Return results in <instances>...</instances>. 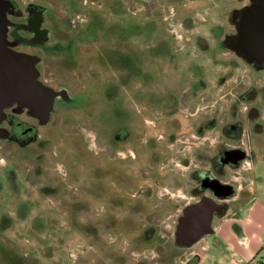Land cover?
<instances>
[{"label": "rangeland", "instance_id": "374dc122", "mask_svg": "<svg viewBox=\"0 0 264 264\" xmlns=\"http://www.w3.org/2000/svg\"><path fill=\"white\" fill-rule=\"evenodd\" d=\"M7 1L11 45L39 56V80L61 94L45 124L0 122L35 128L0 137V264L152 263L174 219L153 208L163 167L173 155L192 173L230 141L219 108L262 142L251 160L264 179V70L251 71L237 36L248 0ZM28 8L42 9L46 37L27 28ZM251 84L260 91L243 100ZM187 92L197 100L183 103ZM200 124L207 151L194 147L205 148Z\"/></svg>", "mask_w": 264, "mask_h": 264}, {"label": "crops", "instance_id": "0c3cea01", "mask_svg": "<svg viewBox=\"0 0 264 264\" xmlns=\"http://www.w3.org/2000/svg\"><path fill=\"white\" fill-rule=\"evenodd\" d=\"M192 97L190 93L183 95L182 102L197 100ZM224 113L225 109L217 110L219 115ZM229 118V121L239 120L237 115ZM210 130L208 126L200 130L203 136L206 134L205 148L202 144L194 147L207 151L206 148L214 146L210 142L212 137L208 136ZM256 133L259 134V130ZM263 133L261 130L260 136ZM243 136L240 141L227 136L230 141L222 143L223 148L209 160L195 165L192 173L186 174L183 166H176V162H181L174 161L173 155L170 159L174 165L163 167L165 177L162 175L164 178L157 181L153 208L156 210L161 203V211L165 209L174 219L171 222L169 217L162 219L166 221V231L159 230L163 238L153 242L164 250L160 251V256L153 257L155 260L150 264H252L254 257L264 256V179L251 160L254 147L261 150L263 144L251 140L248 143ZM234 145L243 148L244 156L237 162L221 159L217 164L218 154L225 157L228 152L238 150L231 148ZM162 180L166 189L161 193L167 197H161L158 190Z\"/></svg>", "mask_w": 264, "mask_h": 264}, {"label": "flooded vegetation", "instance_id": "af4514ba", "mask_svg": "<svg viewBox=\"0 0 264 264\" xmlns=\"http://www.w3.org/2000/svg\"><path fill=\"white\" fill-rule=\"evenodd\" d=\"M7 2H8L7 0H0V47H2L4 49L15 50L18 52L29 54L26 51H21V50L14 48V46L11 45V42L8 38V36H9V32H8L9 31V29H8L9 18H8V15H9V13L11 14V12L8 10H5ZM32 12L35 13V16L37 15L38 18L42 19V9L36 10L35 8H32V9L28 8V14H30L29 15L30 19L32 17L31 16ZM245 14L248 15V18L250 19V22H251L250 27H249L248 40H247L246 48H245L246 50L240 44V40L242 37L241 36L242 35L241 26H242V21L244 19ZM259 21L263 22V29H262L263 40L260 39L259 33H258L257 22H259ZM29 26L30 25H27V28H30V30H32V32H34V33L37 32L34 28H31ZM40 28H41V25H40ZM44 36L46 37V33L44 34ZM237 36H238V41H239L240 46L246 52V57H247V60L249 62L248 65L252 67L251 71L253 72V70H257L259 68L264 70V0H248L247 7L244 10L242 17L240 19V27H239V31H238ZM39 62H40V58H39L38 62L36 63V65ZM260 86H262L260 89L264 88V84H261ZM260 86H258V87H260ZM258 87L256 86V84H251L243 92H241L239 94V97L242 98L243 100L244 99L247 100L249 98L255 97L257 92L260 91V89L259 90L257 89ZM251 92H254V95L251 96V94H249ZM60 94L61 93H58L55 96V98L60 96ZM55 98H54V100H55ZM229 112L230 111L226 110L224 113V114H227L226 120L230 117L229 116L230 114H232L231 117L233 119L236 118L237 112H234V113H229ZM22 113L25 114V117L37 120L39 123H41V120L39 118L41 111L39 109L31 108L29 106H24L18 102H14L13 104L6 106L4 108V119L3 120H11V119L17 117L18 114H22ZM254 113H255L254 111L253 112L252 111H246V119L247 120L250 119L249 121L251 123L249 128L251 127V125L255 126L254 124H252V118H253ZM217 116H220V115L217 114ZM226 120L221 122L222 124L220 126H217V130H219V132H221L223 134V136H225L226 138L231 136L232 137V138L230 137L231 139H233L235 141H240L242 135L244 134L243 122H241L240 120H238V121L237 120L236 121L235 120L226 121ZM47 122H45V123H47ZM45 123H41V124H45ZM11 124H12V121H11ZM204 126H205L204 124L198 125L197 130H201ZM33 132H35V128L33 126L28 125L27 123L17 121L16 123H14V128L12 131H7L4 129V136H6V138H9L11 135H13L15 133H16V135H18L19 133L21 135H25L27 133L33 134ZM222 143H225L224 139H219V142H217L218 150H221V148H223ZM248 143H251L250 140ZM231 148L238 149V150H235V152H228V154L225 157L218 156L219 155L218 154L217 155V164L220 163L221 159L229 160V161L231 160V161L235 162L237 159H240L244 156V152L242 150L243 149L242 147L237 148V146L234 145Z\"/></svg>", "mask_w": 264, "mask_h": 264}, {"label": "water", "instance_id": "95a60500", "mask_svg": "<svg viewBox=\"0 0 264 264\" xmlns=\"http://www.w3.org/2000/svg\"><path fill=\"white\" fill-rule=\"evenodd\" d=\"M41 22L42 19L38 18L33 21L31 27L40 34V37H44L46 31L40 28ZM250 24V19L245 14L240 40L244 49L248 40ZM257 27L259 37L263 40V22H257ZM38 60L39 57L36 55L0 47V122L4 119V108L14 102L39 109L41 123L48 121L54 98L60 92L39 80V71L36 67ZM2 136H4V129L0 127V137Z\"/></svg>", "mask_w": 264, "mask_h": 264}, {"label": "built area", "instance_id": "2783aa9c", "mask_svg": "<svg viewBox=\"0 0 264 264\" xmlns=\"http://www.w3.org/2000/svg\"><path fill=\"white\" fill-rule=\"evenodd\" d=\"M251 263L252 264H263L264 263V256L262 257H254L252 260H251Z\"/></svg>", "mask_w": 264, "mask_h": 264}, {"label": "trees", "instance_id": "16d2710c", "mask_svg": "<svg viewBox=\"0 0 264 264\" xmlns=\"http://www.w3.org/2000/svg\"><path fill=\"white\" fill-rule=\"evenodd\" d=\"M264 264V263H263Z\"/></svg>", "mask_w": 264, "mask_h": 264}]
</instances>
